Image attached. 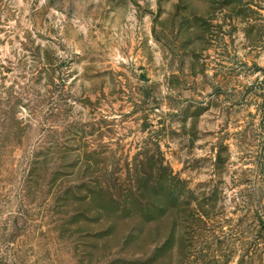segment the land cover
<instances>
[{
  "label": "rangeland",
  "instance_id": "rangeland-1",
  "mask_svg": "<svg viewBox=\"0 0 264 264\" xmlns=\"http://www.w3.org/2000/svg\"><path fill=\"white\" fill-rule=\"evenodd\" d=\"M0 264H264V0H0Z\"/></svg>",
  "mask_w": 264,
  "mask_h": 264
},
{
  "label": "trees",
  "instance_id": "trees-1",
  "mask_svg": "<svg viewBox=\"0 0 264 264\" xmlns=\"http://www.w3.org/2000/svg\"><path fill=\"white\" fill-rule=\"evenodd\" d=\"M35 161H36V164L40 161V158H38V157H36L35 158ZM52 174H53V176H54V174H55V171L54 172H52ZM262 231H263V229H262Z\"/></svg>",
  "mask_w": 264,
  "mask_h": 264
}]
</instances>
